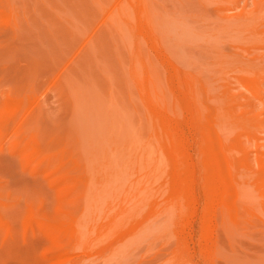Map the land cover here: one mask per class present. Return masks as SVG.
<instances>
[{
	"label": "rangeland",
	"instance_id": "rangeland-1",
	"mask_svg": "<svg viewBox=\"0 0 264 264\" xmlns=\"http://www.w3.org/2000/svg\"><path fill=\"white\" fill-rule=\"evenodd\" d=\"M0 264H264V0H0Z\"/></svg>",
	"mask_w": 264,
	"mask_h": 264
}]
</instances>
